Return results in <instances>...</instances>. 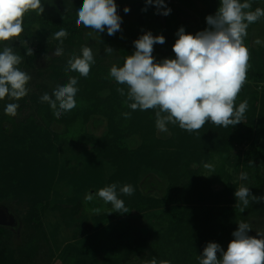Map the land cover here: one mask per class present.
I'll list each match as a JSON object with an SVG mask.
<instances>
[{
    "label": "trees",
    "instance_id": "trees-1",
    "mask_svg": "<svg viewBox=\"0 0 264 264\" xmlns=\"http://www.w3.org/2000/svg\"><path fill=\"white\" fill-rule=\"evenodd\" d=\"M136 1L139 2L138 13L142 16L153 18L157 14L154 4L149 5L146 0ZM175 1L170 4L165 2L167 8L171 9L168 15L171 21L167 28L153 26L151 28L148 27L149 24L124 26L125 23H122L120 31L109 36L106 27L100 33L95 29L77 25L78 16L75 9L69 18L59 15L64 0H41L44 12L26 13L23 17L21 35L11 41L0 42V47L9 42L12 48H18L15 44L30 41L33 28L39 26V38L42 43L36 46L31 56L26 55L27 49L22 46L18 55L25 60L22 58L19 65L27 63L26 69L35 73L49 72L50 75L54 74V77L57 74L59 80L63 76L57 71L64 68L66 63L63 58L55 55V48L58 46L79 44L83 47L87 44V39L95 35L101 47L104 45L114 50L112 57L116 55L117 43L124 54L128 55L135 51L134 41L149 31L153 36L163 35L165 41L171 40L175 43L179 28L183 27L185 32L189 29L187 23L179 21L177 12L182 14L185 6H190L191 0ZM212 5L214 7L216 5L218 9L220 1L213 0ZM257 7L264 9L261 6H254L250 10L254 11ZM201 20L205 30L208 27L206 18L201 17ZM197 21L192 25L194 31L200 28ZM61 28L68 32L62 45L56 39L53 41L47 39V35L54 37V33ZM244 44L250 52L251 67L249 66L246 73L247 86L242 87L235 104L238 107L241 102L247 100L248 108L241 123L227 128L207 122L200 130L189 133L178 124H171L170 138L159 140L155 134L157 109L143 111L130 109L127 102V86L118 84L110 77L108 72L110 70L102 63L105 56L94 59L95 63L91 65L87 77L73 72V77L85 84V89L84 92H77L76 107L63 112L59 119L54 116L47 102H41V96L48 92L40 94L32 92L28 117L22 120L9 117L8 130L2 133L3 130L0 128V151H6L7 154L0 164V180L3 185L7 184V187L0 188V202L6 199L10 203L14 200L30 203L31 209L24 218L25 225L34 224L33 228L43 232L41 222L39 223L37 219L38 213L57 182L58 161L54 162L55 156L48 154L43 143L36 140L32 134L27 137V143L12 147L15 144L12 139L18 140L24 136L33 118L40 113V105H43L47 106L48 113L54 119L66 124L64 135L81 142L83 147L93 154V158L85 160L84 164L68 167L70 177L66 183L71 186V190L78 192L80 196L85 191L90 194L93 191L97 193L101 188L115 183L118 198L124 201L125 207L129 210L127 213L114 212L115 209L111 212L94 213L92 222L94 229L98 231L96 237H93L95 239L92 243L89 239L87 241L84 239L78 246L72 244L73 242L67 243L59 253L64 257L65 264H149L152 259H155L157 264L165 260L170 261V264H199L200 255L209 242L218 243L226 251L228 244L234 239L232 233L237 230L239 222L251 225L249 235L256 229L257 224H264V201L250 202L249 206L241 211L243 206L237 202L234 195L243 185L250 189L252 195L264 196V144L258 145L259 141H254L256 125L253 116L259 108L258 122L264 125V93L260 99L258 92L250 88L253 87V82H257L256 79L259 82L264 81V46L255 45L246 37ZM172 54L162 59L172 58ZM253 66L257 78L250 70L254 68ZM38 88L42 89L41 86ZM118 88L125 89L124 96L120 95ZM126 112L131 113L130 117L125 118L123 113ZM94 116H101L107 120V130L100 137L85 133L87 123ZM12 129L18 130L15 136ZM24 130L26 132H23ZM13 136L14 138H11ZM136 138H140V142ZM241 145L247 146V149L236 152L233 156L235 148ZM215 153L233 156L236 159L235 168L247 173L248 178L235 183L229 181L223 190L215 191L212 180L200 178L196 170L191 168L192 164H204ZM94 165L99 170L89 175V169ZM143 167L165 176L167 186L163 197L151 198L140 193L138 181ZM124 185H131L134 188L131 196L120 192ZM85 204L87 202L82 201L75 206L58 208L68 213L71 218L76 217L79 223L78 230H81L85 215L78 212L84 209ZM153 211H158V214L149 229L143 230L128 225V219L141 214L152 215ZM159 224L161 228L154 240L152 226ZM2 234L7 242L4 239L0 240V264H38L35 262L40 248L38 239L37 241L34 239L33 242L31 240L32 248L28 246L24 250H16L9 247L7 238L9 231L0 228V235ZM100 236L105 239L100 241ZM217 256L219 258L220 254ZM98 257L101 260H98Z\"/></svg>",
    "mask_w": 264,
    "mask_h": 264
},
{
    "label": "clouds",
    "instance_id": "clouds-1",
    "mask_svg": "<svg viewBox=\"0 0 264 264\" xmlns=\"http://www.w3.org/2000/svg\"><path fill=\"white\" fill-rule=\"evenodd\" d=\"M154 4L157 14L169 15L170 8L165 0H146ZM249 0H220V5L214 15L206 17L208 27L195 35L185 32L180 27L178 37L173 45L175 58H165L156 62L153 57V46L164 44L163 35L153 36L146 32L134 41L135 51L125 58L122 67L113 65L110 77L118 84L127 86V102L133 111L157 109L156 127L160 132H167V125L178 124L189 133L200 130L207 122L216 126L237 125L244 119L248 101L244 100L238 107L236 98L246 82L249 68L250 52L244 44L249 25L264 17V9L257 7L254 11ZM163 9V11H161ZM146 11V9H143ZM29 11L44 12L41 0H0V42L11 41L23 32V17ZM130 9L124 8L128 13ZM77 25L92 28L100 33L107 28L109 36L120 31L121 17L117 14L115 0H84L77 10ZM68 32L61 28L54 33V38L63 44ZM257 45L264 43L259 38ZM114 50L106 47L107 54ZM26 55L31 56L32 50L27 49ZM55 55H63V48H55ZM49 59V57H45ZM22 57L13 51L12 47H4L0 52V100L8 97L19 100L28 94L26 87L31 77L17 66ZM95 63L93 51L88 46L81 48V55H74L68 60L66 71L79 73L87 77L91 65ZM76 77H69L68 82L53 90L52 95L44 93L41 102H47L59 119L63 112L76 107L75 96L78 92ZM121 96L124 88H118ZM17 103H9L4 111L6 115H17ZM125 118L131 113H123ZM252 165L251 162H249ZM209 171H214L211 165L205 164ZM247 173L241 172L239 179L246 180ZM124 195L131 196L134 188L124 185L120 188ZM242 204L241 211L249 203L264 201V196H254L250 189L241 185L234 193ZM98 196L105 204L110 203L114 212L127 213L124 201L118 198L115 183L101 188L95 194L85 196L86 202H91ZM236 206H240L236 204ZM99 213L100 208L92 209ZM251 225L239 222L232 235L234 239L225 251L218 243L209 242L199 258V264H264V232H256L250 236ZM220 254L219 258L217 254ZM149 264H157L152 259ZM160 264H170V261H160Z\"/></svg>",
    "mask_w": 264,
    "mask_h": 264
},
{
    "label": "rangeland",
    "instance_id": "rangeland-1",
    "mask_svg": "<svg viewBox=\"0 0 264 264\" xmlns=\"http://www.w3.org/2000/svg\"><path fill=\"white\" fill-rule=\"evenodd\" d=\"M208 1L206 2V0H191L190 6H185L186 8L182 12V14H180L181 12L176 11L179 14V21L183 20V23H187L188 25L189 29H187L186 33L195 35L197 32L203 31L204 28L203 24L201 23V17L206 18L208 15H214L216 13V5L215 7L212 5L213 0ZM83 2L84 0H64L63 6H61L60 8L59 15H62L66 18L71 17L72 10L75 9L77 12V10L82 6ZM165 2H167V4H170L176 1L166 0ZM241 2H243V0H241ZM249 2L251 3L252 7H264V0H249ZM115 3L117 5V14L121 17V25L122 23H125L124 26L132 24L135 27L139 25L142 26L144 24H149L148 27L151 28L152 26L155 28H165L169 24V21H171V18L168 15L165 16L162 14H156L153 16V18H147L146 16H142L140 13H138L139 2L136 0H115ZM125 7H128L130 9L128 13L124 12ZM52 11L56 13V11ZM202 14L204 16H202ZM199 17L201 21L199 20ZM196 21L199 23L200 28L194 31V29H192V25L196 23ZM161 24L163 26H161ZM39 30V26H35L33 28V35L30 41H28L27 43H22V41L16 43L15 45L18 48H13V51L16 54H19V51L22 46L25 49L30 48L32 51L36 50V46L42 43L41 38H39ZM46 37L50 41H53L55 39L53 36L51 37V35H47ZM246 38H249L250 42H253L255 45H257L255 43V40L257 38H259L261 41H264V17L260 18L256 23L249 25L247 29ZM116 45L117 52L116 55L113 57L112 53L107 54L105 52V48L107 46L103 45V47H101L99 40H97L95 35L87 39V44L85 46H88L92 49L94 59H100L102 56H105V59L102 61V63H104L107 66V69L110 70L113 65L123 66L125 58L128 55H131H125L123 49L119 46V44L117 43ZM173 45L174 42H171V40H167L162 45L158 44L157 46H153L154 50L152 55L155 58V61L160 62L163 60L162 57H167L172 53L173 54L171 56L174 59L175 53L172 50ZM259 45L264 46V43ZM6 46L11 47L9 42L7 44H3L0 47V52H2L4 47ZM62 48L63 55L58 57L63 58L66 64L64 68H59L57 71V73H60L63 76V78L61 77L59 80L57 78L56 72V76L54 77V74L50 75L49 72L35 73L30 70L28 71V69H26L25 67V64L27 63H23L24 65L21 64L17 66L21 71L27 73L31 77L30 81L26 85L29 91L25 97L19 100H11L8 97H5L3 100H0V128L1 130H3L1 131L2 133L8 130L7 127L9 128V117H12L5 114L4 109L7 104L17 103L19 107L17 109V115L15 117L19 120L25 119L28 117L31 110L30 94L32 92L36 94H40L41 92H48V94H50L51 96L54 89H56L58 86L66 84L70 76L73 77L72 71H66V68L68 67V60L71 59L74 55H81L82 47L79 44H67L64 45ZM22 58L23 60H25L24 57ZM251 60L252 59L250 58L249 62ZM253 67L254 68H250V70L251 72L255 73L254 76L257 78L258 76L255 72V66ZM108 72L110 73V71ZM256 81V83H252L253 87L250 88H252L254 91H257L261 99V96H263L264 93V81L259 82L258 79H256ZM247 83L248 80L246 77V82L244 83L243 88H246ZM40 86L42 89L38 88ZM76 87L78 88V92H84L85 84L79 81ZM76 97L77 93L75 96V100ZM40 106V113H37L35 118H33V122H31L30 127L27 129V132L25 130L23 131L26 132L24 134L25 137H19L18 140L12 139L15 143L12 147L15 148L16 144H18L19 147L24 142L27 143V137L32 134V136L36 138V140H39L43 143L44 147L47 149L46 151L48 154L55 156L53 157V159L56 158L54 162L58 161L59 173L57 177V182L55 183L52 192H50V196L47 202H43L41 211H39L38 213L37 219L39 220V223L41 222V230H43V232H38L35 228H33L34 224L25 225L24 218L30 211L31 205L28 202H19L17 200H14L10 203L9 200L6 201V199H4L3 202H0V206H3L4 208L10 210L16 220V224H14L13 226H0V228H4L5 230L9 231V236L7 238H9V247L12 249L24 250L25 247L28 246H31L32 248V243H30L31 240L33 242L34 239L36 241L38 239L40 248H38V253L36 257L37 259L35 260L36 263L65 264L63 259L64 257L60 256L59 253L67 243L73 242L72 244L78 246L82 243L84 239L85 241L89 239V242L92 243L95 239L93 237H96V233L98 231L94 229V225L92 222V219L95 216V212H93L92 209L100 208V212H111L114 208L110 203L105 204L98 196H96L93 201L87 202V204H85L86 206L83 210H80V212H78L81 214L84 213V215L86 216H84V222L83 226L81 227V230H78L77 225L79 223H77L78 221L76 217H73V219L70 217V215H68V213L63 212L58 208L60 206H75L76 204H79L82 201L84 202L85 196L90 194L85 193V191V194L83 193L84 195L82 194L79 196L78 192L71 190V186H68L66 181L68 177H70V173L69 171H67L68 167L77 166L78 164H84L85 160L89 161L93 158V154L92 152H90L89 149L83 147L81 142H77L71 137L64 135L66 124L63 122H58L56 119H54L53 116L48 113L47 106ZM35 112H37V110H35ZM259 112L260 110L259 108H257L255 115H253L255 118L254 124L256 125L254 141H259L257 143L258 145L262 143L264 144V125H261L258 122ZM36 124L37 126H35ZM170 126L171 123L167 125V132H160L156 127V137L159 140H167L168 138H170ZM106 130L107 120L101 116H94L87 123L85 133L92 136L100 137L106 132ZM17 131L18 130L12 129L14 136ZM14 136L11 138H14ZM136 139H138L139 142L141 140L140 138ZM132 146H134L133 143ZM245 149H247V146H238L237 148H235L233 156L236 154V152H242ZM233 156L227 157L226 154L215 153L212 154L210 159L204 162V164H192L191 168L193 170H196V173L200 178L205 180H212V187L215 191H221L224 189L225 184L227 182L230 181L232 183H235L240 181L239 176L241 172L240 170H237L235 168L236 159ZM6 157V151L3 152L1 150L0 164L4 161ZM205 164L211 165L214 171H209L208 169H206L204 167ZM98 170L99 168L94 165L92 168L89 169V175L97 173ZM109 173L110 171H108V174ZM6 177L7 175H5V178ZM4 186L7 187V184L3 185L0 180V188ZM166 186L167 181L163 174L157 173L156 171L151 170L147 167L142 168V173L140 174L138 181V189L140 193H142L144 196H148L151 198H161L163 197ZM92 194H95V192L93 191ZM44 198H46V196ZM157 214L158 211H153L152 215L141 214L128 219L127 222L129 226H136L135 228L146 230L150 228L151 223L155 222V217ZM69 217L71 219H69ZM160 228L161 224L152 226V234L154 236V240L158 234L157 231ZM255 228V230L251 232L250 236H256L257 238H260L257 236L256 232H264V224H257ZM100 237V241H103L105 239L103 238V236ZM3 239L5 240V242H7L5 236L2 234L0 235V240ZM17 253H19V251ZM99 256H101V252L99 253ZM98 260H101V258L98 257Z\"/></svg>",
    "mask_w": 264,
    "mask_h": 264
},
{
    "label": "water",
    "instance_id": "water-1",
    "mask_svg": "<svg viewBox=\"0 0 264 264\" xmlns=\"http://www.w3.org/2000/svg\"><path fill=\"white\" fill-rule=\"evenodd\" d=\"M15 218L10 210L0 206V226H13L16 224Z\"/></svg>",
    "mask_w": 264,
    "mask_h": 264
}]
</instances>
